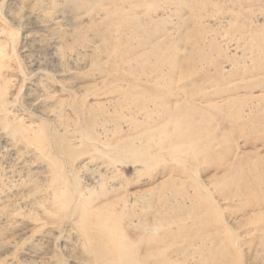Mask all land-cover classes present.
<instances>
[{
	"label": "rangeland",
	"instance_id": "374dc122",
	"mask_svg": "<svg viewBox=\"0 0 264 264\" xmlns=\"http://www.w3.org/2000/svg\"><path fill=\"white\" fill-rule=\"evenodd\" d=\"M0 264H264V0H0Z\"/></svg>",
	"mask_w": 264,
	"mask_h": 264
}]
</instances>
